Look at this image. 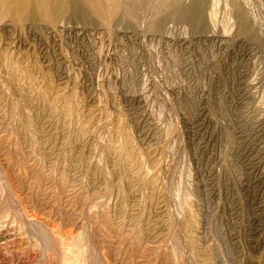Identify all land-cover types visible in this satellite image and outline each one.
Wrapping results in <instances>:
<instances>
[{
	"label": "rangeland",
	"instance_id": "1",
	"mask_svg": "<svg viewBox=\"0 0 264 264\" xmlns=\"http://www.w3.org/2000/svg\"><path fill=\"white\" fill-rule=\"evenodd\" d=\"M68 1L0 17V264H264V0Z\"/></svg>",
	"mask_w": 264,
	"mask_h": 264
},
{
	"label": "bare ground",
	"instance_id": "2",
	"mask_svg": "<svg viewBox=\"0 0 264 264\" xmlns=\"http://www.w3.org/2000/svg\"><path fill=\"white\" fill-rule=\"evenodd\" d=\"M87 1H88L89 6L95 8V9L97 8L98 5H103L102 0H98V1L87 0ZM196 2H197V0H196ZM199 4L197 6H199ZM77 7H79L78 3L69 2L68 0H0V17L9 15L12 18V20L14 19V21H15L16 19L18 20L21 16H23L24 13H28V14L29 13H31V14L35 13V14L40 15L41 17L49 18V17L53 16L54 12L58 13V12H64L66 10L72 11L75 14V17L76 16L78 17V16H81V12L78 10L80 8H77ZM93 8H91V9H93ZM102 8H103V6H102ZM194 8H195L196 13L193 12L194 13L193 17L198 21V20H200L199 18L202 17L200 15L202 12L200 13L201 9L198 10L199 7H196V5ZM95 9H94V11H95ZM192 10L194 11V9H192ZM190 13L193 14L192 12H190ZM31 14H29V16ZM24 16H26V14ZM68 234L66 235V237H64L65 235H63V237L61 236V239H59V241L61 242V247H62V250H63L65 257L72 258L75 255V254L72 255V253H74L72 251L73 247H75L77 245L75 243L76 241L73 240L75 237H71L72 235L70 236ZM74 250H75V248H74Z\"/></svg>",
	"mask_w": 264,
	"mask_h": 264
}]
</instances>
